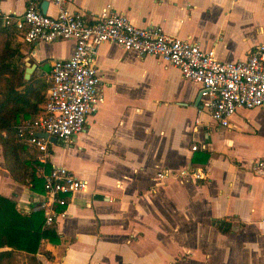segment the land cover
<instances>
[{"label":"crops","instance_id":"0c3cea01","mask_svg":"<svg viewBox=\"0 0 264 264\" xmlns=\"http://www.w3.org/2000/svg\"><path fill=\"white\" fill-rule=\"evenodd\" d=\"M35 1L40 9L46 1L44 13H56L52 0ZM27 2L0 0V11L20 14ZM107 6L137 26L213 49L221 61L264 45V0H67L89 20ZM16 41L24 55L20 69L35 64L32 74L40 75L41 63L50 67L74 47L73 40ZM95 66L103 95L97 112L69 142H51L46 162L87 186L52 225L59 243L43 239L36 258L42 264H264V167H257L264 162V106L237 109L227 127L206 125L205 116L196 124L198 85L176 67L111 43L99 46ZM201 152L209 155L205 163ZM0 195L22 213L37 211L44 199L10 177L1 153Z\"/></svg>","mask_w":264,"mask_h":264},{"label":"built area","instance_id":"2783aa9c","mask_svg":"<svg viewBox=\"0 0 264 264\" xmlns=\"http://www.w3.org/2000/svg\"><path fill=\"white\" fill-rule=\"evenodd\" d=\"M52 1L57 8L55 14L42 12L35 0H28L20 14L0 11L2 26L12 29L26 43L74 41L71 55L52 60L50 69L42 73L48 86L38 112L15 125L19 141L33 148L41 163L44 199L36 210L43 211L44 227L65 216L68 200L87 186L63 166L52 165L46 172L51 144L48 137L69 142L83 131L87 117L97 112L103 100L101 77L95 66L101 44L111 43L140 56L158 58L197 84L200 98L196 124L205 116L206 125L214 122L227 127L237 109L264 106L263 44L243 59L221 61L213 49L204 50L197 42L170 35L157 26H137L109 6L89 20L82 12L70 10L67 0ZM196 148L191 146L192 150ZM257 167H264V162L258 161Z\"/></svg>","mask_w":264,"mask_h":264},{"label":"trees","instance_id":"16d2710c","mask_svg":"<svg viewBox=\"0 0 264 264\" xmlns=\"http://www.w3.org/2000/svg\"><path fill=\"white\" fill-rule=\"evenodd\" d=\"M17 37L12 29L0 23V153L14 181L44 193L43 179L36 175L40 162L29 152L28 145L19 141L15 125L38 112L48 84L42 74L24 77L20 69L24 55ZM39 68L50 69L44 63ZM200 154L205 163L208 153ZM221 230H229L228 225ZM43 239L53 244L60 241L53 226L44 227L43 211L22 213L13 200L0 195V264H19L21 258L23 264H42L35 255Z\"/></svg>","mask_w":264,"mask_h":264},{"label":"water","instance_id":"95a60500","mask_svg":"<svg viewBox=\"0 0 264 264\" xmlns=\"http://www.w3.org/2000/svg\"><path fill=\"white\" fill-rule=\"evenodd\" d=\"M45 8H46V1H42V3H41V11L44 12ZM35 66H36L35 64H29V66H27L25 68L24 77L26 79L30 77V75L32 74L33 70L35 69ZM199 98H200V94H198L196 102L199 101ZM36 135L39 136V137H43V138H47L48 137V135L46 133H37ZM48 139H49L50 142H56V140H57L53 136L48 137Z\"/></svg>","mask_w":264,"mask_h":264},{"label":"rangeland","instance_id":"374dc122","mask_svg":"<svg viewBox=\"0 0 264 264\" xmlns=\"http://www.w3.org/2000/svg\"><path fill=\"white\" fill-rule=\"evenodd\" d=\"M22 69H23V68H21V72H22ZM55 143H56V145H60V142H59V141H56ZM19 261H20L19 264H23V263H24V261L22 260V258L19 259Z\"/></svg>","mask_w":264,"mask_h":264}]
</instances>
